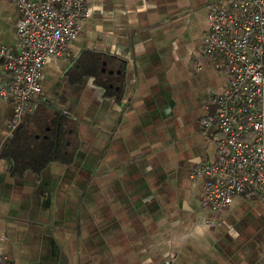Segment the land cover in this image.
Here are the masks:
<instances>
[{"label":"crops","instance_id":"crops-1","mask_svg":"<svg viewBox=\"0 0 264 264\" xmlns=\"http://www.w3.org/2000/svg\"><path fill=\"white\" fill-rule=\"evenodd\" d=\"M214 1L88 0L89 17L68 53L45 61L18 127L12 97L0 94L5 264H264L256 194L214 211L191 176L224 155L218 129L201 124L228 79L202 55ZM19 18L0 0V46L13 52ZM18 134L54 140L56 157L14 167L5 152Z\"/></svg>","mask_w":264,"mask_h":264},{"label":"built area","instance_id":"built-area-1","mask_svg":"<svg viewBox=\"0 0 264 264\" xmlns=\"http://www.w3.org/2000/svg\"><path fill=\"white\" fill-rule=\"evenodd\" d=\"M11 1L20 11L18 43L16 52L0 46L7 82L0 94L13 99L16 128L41 92L45 61L68 53L90 11L88 0ZM207 22L202 55L225 69L228 79L213 97V115L201 124L218 129L224 155L199 164L191 176L203 180L202 203L214 211L250 191L264 205V0H216ZM0 264H5L1 256Z\"/></svg>","mask_w":264,"mask_h":264},{"label":"trees","instance_id":"trees-1","mask_svg":"<svg viewBox=\"0 0 264 264\" xmlns=\"http://www.w3.org/2000/svg\"><path fill=\"white\" fill-rule=\"evenodd\" d=\"M18 136L20 139L15 138L5 152V158L13 161L14 167L40 169L45 162L56 157L59 147L54 140L48 139L33 144V138L30 139L31 137L25 134Z\"/></svg>","mask_w":264,"mask_h":264}]
</instances>
